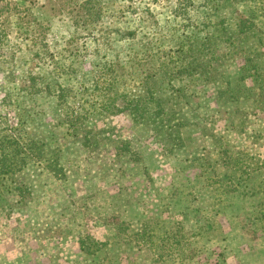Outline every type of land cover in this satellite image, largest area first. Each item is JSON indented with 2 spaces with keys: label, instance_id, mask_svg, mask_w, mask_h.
Listing matches in <instances>:
<instances>
[{
  "label": "rangeland",
  "instance_id": "374dc122",
  "mask_svg": "<svg viewBox=\"0 0 264 264\" xmlns=\"http://www.w3.org/2000/svg\"><path fill=\"white\" fill-rule=\"evenodd\" d=\"M0 264H264V0H0Z\"/></svg>",
  "mask_w": 264,
  "mask_h": 264
},
{
  "label": "trees",
  "instance_id": "16d2710c",
  "mask_svg": "<svg viewBox=\"0 0 264 264\" xmlns=\"http://www.w3.org/2000/svg\"><path fill=\"white\" fill-rule=\"evenodd\" d=\"M246 28L247 27H245L244 25L243 26H241V29H240V31H245L246 30ZM176 65V64H175ZM179 66V65H178ZM178 66H174V67H178ZM181 67H183V66H181L180 65V68ZM145 86H144V90L146 91V97H148L149 96V98L148 99H152L153 98V93H154V88H155V86H156V82H155V80H154V77H149V79H147L146 78V80H145ZM59 90H58V93H57V99L59 98H64L65 97V95H66V93H65V91L67 92V90H64L63 88H61V86H59V88H58ZM125 96V95H124ZM124 96H121V99H127V101H124L125 103H128L129 104V99H128V97H124ZM127 96V95H126ZM132 102V104L129 106L130 107V109L131 110H134V108H137L138 110H139V113H137L136 115H143V114H147L148 113V109L147 108H145V106L143 105V102L142 101H140V99H134V101H131ZM158 109H155L153 112H150L151 111V109L149 108V113H152V114H154L155 116H157L158 115V112H159V109H161V106L160 105H158ZM137 109L135 110V111H137ZM156 111V112H155ZM159 113H162V111L160 110V112Z\"/></svg>",
  "mask_w": 264,
  "mask_h": 264
}]
</instances>
